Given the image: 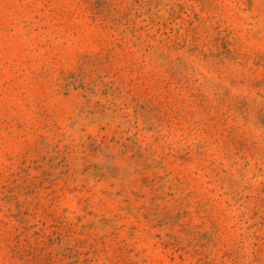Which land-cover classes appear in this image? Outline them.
Returning <instances> with one entry per match:
<instances>
[{
  "label": "rangeland",
  "instance_id": "rangeland-1",
  "mask_svg": "<svg viewBox=\"0 0 264 264\" xmlns=\"http://www.w3.org/2000/svg\"><path fill=\"white\" fill-rule=\"evenodd\" d=\"M0 264H264V0H0Z\"/></svg>",
  "mask_w": 264,
  "mask_h": 264
}]
</instances>
